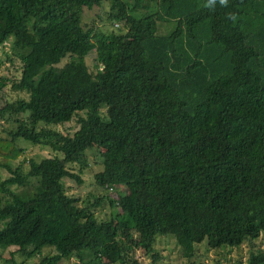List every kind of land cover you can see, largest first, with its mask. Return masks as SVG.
<instances>
[{
  "label": "trees",
  "instance_id": "1",
  "mask_svg": "<svg viewBox=\"0 0 264 264\" xmlns=\"http://www.w3.org/2000/svg\"><path fill=\"white\" fill-rule=\"evenodd\" d=\"M107 3V26L82 22ZM7 40L19 76L0 77V96L17 94L0 104L1 250L154 264L170 236L186 260L245 244L237 264H264V0H0ZM19 142L49 155L23 169ZM87 150L99 192L79 200L65 180L80 183Z\"/></svg>",
  "mask_w": 264,
  "mask_h": 264
},
{
  "label": "rangeland",
  "instance_id": "2",
  "mask_svg": "<svg viewBox=\"0 0 264 264\" xmlns=\"http://www.w3.org/2000/svg\"><path fill=\"white\" fill-rule=\"evenodd\" d=\"M107 4H101L99 6L93 7L89 10H84L82 22L87 25H94L97 27H101L102 25L107 26L108 23L105 21V12L108 9ZM100 16V19H99ZM9 40L5 41L0 45V77H2V81L7 83L12 78H17L19 76L18 71H13V67L17 66V64H13L11 60L8 58L10 53ZM91 55H89L85 60L86 63L89 64L91 60ZM62 63V61H61ZM60 63V64H61ZM99 67V65H98ZM0 96V104L4 103V100H13L17 97V94L11 92L6 86L1 90ZM18 96H23V94H19ZM2 127H8L7 124H2L0 122V136H3L1 131ZM76 128V125L73 122H67L64 125L56 126L58 131L65 132V129L68 131H73ZM19 146L22 148V153L20 158H24L23 169L26 168V160L28 158H33L38 160L43 156L49 155V151L44 147L37 148H27V144L23 142H19ZM84 162L86 164V168L79 171L77 166H72V171L79 175L81 179L80 183H76L75 181L65 180V187L68 194L77 197L79 200L84 198H88L92 200V198L98 194L99 190L93 185L92 174L99 171L101 169L100 159L98 154L94 150H87L85 152ZM7 172L0 169V177H6ZM34 183L33 179H29L26 186H30ZM113 194L110 193V196ZM105 204V202L103 203ZM103 205L102 208H99L100 216L102 217L104 213H107V207ZM258 246L264 250V234H261L260 240L258 241ZM153 249L156 253L159 254V258L154 262V264H191L192 262L195 264H237L238 260L244 262L246 256V245L242 244L239 248L230 249L227 251H214L211 249H207L204 243H199L195 245V254L191 259L186 260L180 253L179 247L175 244V241L170 236L165 237H157L153 244ZM42 254L52 253L50 248H43ZM135 257L138 261L137 264H152L151 259L148 255L143 252L136 250L134 252ZM12 257V260L15 262H21V264H34L38 262L40 256H34L30 258H26L20 254L19 251H16L14 246L8 247L6 249H0V264H12L8 259ZM74 260H66L61 261V264H73Z\"/></svg>",
  "mask_w": 264,
  "mask_h": 264
}]
</instances>
